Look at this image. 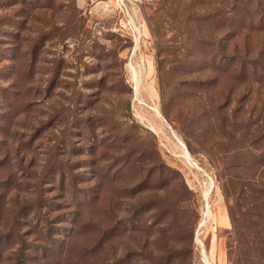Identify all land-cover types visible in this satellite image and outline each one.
Here are the masks:
<instances>
[{
    "label": "rangeland",
    "instance_id": "374dc122",
    "mask_svg": "<svg viewBox=\"0 0 264 264\" xmlns=\"http://www.w3.org/2000/svg\"><path fill=\"white\" fill-rule=\"evenodd\" d=\"M258 1L0 0V264H264Z\"/></svg>",
    "mask_w": 264,
    "mask_h": 264
},
{
    "label": "trees",
    "instance_id": "16d2710c",
    "mask_svg": "<svg viewBox=\"0 0 264 264\" xmlns=\"http://www.w3.org/2000/svg\"><path fill=\"white\" fill-rule=\"evenodd\" d=\"M235 1V0H234ZM235 9V10H234ZM237 11V24L236 27L240 29H247L249 30H264V4L261 1L256 3L254 8L250 7L247 8L245 6H241L238 8H229L228 10L224 11L225 13H229L231 11ZM218 12L215 11L214 15H217Z\"/></svg>",
    "mask_w": 264,
    "mask_h": 264
},
{
    "label": "bare ground",
    "instance_id": "6f19581e",
    "mask_svg": "<svg viewBox=\"0 0 264 264\" xmlns=\"http://www.w3.org/2000/svg\"><path fill=\"white\" fill-rule=\"evenodd\" d=\"M186 157L188 158V155H186ZM203 215H204L203 216L204 220H203V224H202L201 230L198 232V235L202 232V229L206 226V222H207V218H208V210H205Z\"/></svg>",
    "mask_w": 264,
    "mask_h": 264
}]
</instances>
